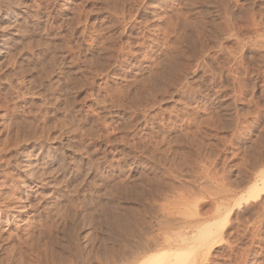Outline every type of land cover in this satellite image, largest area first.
I'll use <instances>...</instances> for the list:
<instances>
[{
	"label": "rangeland",
	"instance_id": "rangeland-1",
	"mask_svg": "<svg viewBox=\"0 0 264 264\" xmlns=\"http://www.w3.org/2000/svg\"><path fill=\"white\" fill-rule=\"evenodd\" d=\"M182 236L264 264V0H0V264Z\"/></svg>",
	"mask_w": 264,
	"mask_h": 264
},
{
	"label": "bare ground",
	"instance_id": "bare-ground-1",
	"mask_svg": "<svg viewBox=\"0 0 264 264\" xmlns=\"http://www.w3.org/2000/svg\"><path fill=\"white\" fill-rule=\"evenodd\" d=\"M256 189V188H255ZM255 189L252 191L251 190V192L247 195L248 197L250 196H255L254 194H256V192L257 191H255ZM250 191V190H249ZM249 197V198H250ZM215 226H216V223H215ZM207 228L209 227V225L208 226H206ZM211 228L209 229V231H208V233H207V235L209 236H211L212 238H215V235L217 234V229L215 228V227H212V224H211V226H210ZM205 230H207V229H205ZM207 235L205 236L206 238H207ZM179 236V235H178ZM188 236V235H187ZM186 236V237H187ZM203 237V236H202ZM167 238H165V240H166ZM187 239V238H186ZM186 239H184L183 238V236L182 237H179V239L177 240V242L175 243L174 241H173V239H172V241L175 243H170L169 242V244H168V246H166V247H162L161 248V250H158L159 252L158 253H156V254H151L152 256H149L150 258L147 260V262L145 263V264H188L187 262L189 261H186L185 260V258L184 259H182L183 258V254H184V256H185V253H184V251H185V249L186 248H184V247H182V245H181V243L182 244H184V242H186L187 240ZM208 239H210V238H208ZM207 239V240H208ZM170 240V239H169ZM168 240V241H169ZM214 240H216V239H214ZM168 241H166V242H168ZM181 242V243H180ZM194 242V241H193ZM214 242V241H213ZM164 244V243H163ZM165 244H167V243H165ZM156 250H157V248H156ZM187 254V253H186ZM191 255V254H190ZM190 257V256H189ZM188 258V257H187ZM186 258V259H187ZM193 261V260H192ZM191 261V262H192ZM195 261V260H194ZM193 261V262H194ZM190 261H189V263L190 264H194L193 262L191 263Z\"/></svg>",
	"mask_w": 264,
	"mask_h": 264
}]
</instances>
